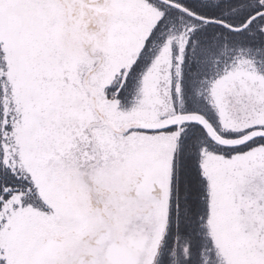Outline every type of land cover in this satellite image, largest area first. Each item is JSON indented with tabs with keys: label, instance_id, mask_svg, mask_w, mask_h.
I'll return each instance as SVG.
<instances>
[{
	"label": "snow or ice",
	"instance_id": "6c2138e0",
	"mask_svg": "<svg viewBox=\"0 0 264 264\" xmlns=\"http://www.w3.org/2000/svg\"><path fill=\"white\" fill-rule=\"evenodd\" d=\"M0 264H264V0H0Z\"/></svg>",
	"mask_w": 264,
	"mask_h": 264
}]
</instances>
